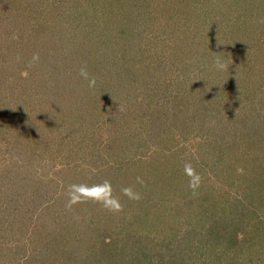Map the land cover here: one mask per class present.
<instances>
[{"label": "rangeland", "instance_id": "1", "mask_svg": "<svg viewBox=\"0 0 264 264\" xmlns=\"http://www.w3.org/2000/svg\"><path fill=\"white\" fill-rule=\"evenodd\" d=\"M0 264H264V0H0Z\"/></svg>", "mask_w": 264, "mask_h": 264}, {"label": "clouds", "instance_id": "2", "mask_svg": "<svg viewBox=\"0 0 264 264\" xmlns=\"http://www.w3.org/2000/svg\"><path fill=\"white\" fill-rule=\"evenodd\" d=\"M38 59L39 55H34L33 60ZM215 66L219 70H226L228 67V65L219 56H217L215 59ZM25 75H27V73H25ZM80 75L89 81L90 87L95 86V77L89 76L86 66L80 69ZM185 173L189 177L188 187L195 195L198 188L200 187V184L202 183V176L195 170L190 162L185 164ZM121 191L131 200H140L142 198L141 194L139 192H134L133 188L130 186L122 188ZM113 192L114 189L109 180H104L102 183L91 185L87 183L70 184L67 191V207L71 208L78 203L93 201L100 203L105 209L111 212H121L123 211V205L120 203L119 197L113 195Z\"/></svg>", "mask_w": 264, "mask_h": 264}]
</instances>
